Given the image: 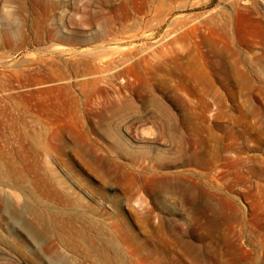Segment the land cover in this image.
Listing matches in <instances>:
<instances>
[{"label": "rangeland", "instance_id": "obj_1", "mask_svg": "<svg viewBox=\"0 0 264 264\" xmlns=\"http://www.w3.org/2000/svg\"><path fill=\"white\" fill-rule=\"evenodd\" d=\"M0 264H264V0H0Z\"/></svg>", "mask_w": 264, "mask_h": 264}, {"label": "bare ground", "instance_id": "obj_2", "mask_svg": "<svg viewBox=\"0 0 264 264\" xmlns=\"http://www.w3.org/2000/svg\"><path fill=\"white\" fill-rule=\"evenodd\" d=\"M165 175H166V173H165Z\"/></svg>", "mask_w": 264, "mask_h": 264}]
</instances>
